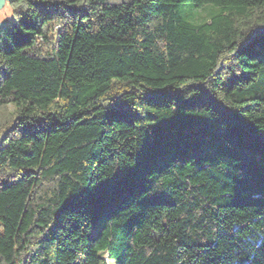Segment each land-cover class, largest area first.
<instances>
[{
    "label": "trees",
    "instance_id": "1",
    "mask_svg": "<svg viewBox=\"0 0 264 264\" xmlns=\"http://www.w3.org/2000/svg\"><path fill=\"white\" fill-rule=\"evenodd\" d=\"M7 4L0 264H264V0Z\"/></svg>",
    "mask_w": 264,
    "mask_h": 264
},
{
    "label": "rangeland",
    "instance_id": "2",
    "mask_svg": "<svg viewBox=\"0 0 264 264\" xmlns=\"http://www.w3.org/2000/svg\"><path fill=\"white\" fill-rule=\"evenodd\" d=\"M122 1H128V0H109V3L117 4ZM7 3L5 7L0 11V24L10 20L12 17V10ZM210 10H211V6H206L201 9H195L194 10L195 19L200 20L207 17ZM110 264H113V262H110Z\"/></svg>",
    "mask_w": 264,
    "mask_h": 264
},
{
    "label": "water",
    "instance_id": "3",
    "mask_svg": "<svg viewBox=\"0 0 264 264\" xmlns=\"http://www.w3.org/2000/svg\"><path fill=\"white\" fill-rule=\"evenodd\" d=\"M9 1H11V0H0V11L5 7L6 3L9 2ZM6 22H4V23H6ZM4 23H1L0 27L3 26Z\"/></svg>",
    "mask_w": 264,
    "mask_h": 264
}]
</instances>
